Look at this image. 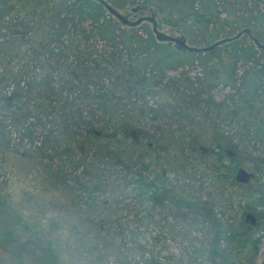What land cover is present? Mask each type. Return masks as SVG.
Instances as JSON below:
<instances>
[{"label": "trees", "instance_id": "trees-1", "mask_svg": "<svg viewBox=\"0 0 264 264\" xmlns=\"http://www.w3.org/2000/svg\"><path fill=\"white\" fill-rule=\"evenodd\" d=\"M105 1L118 9L122 8L117 0ZM140 1L147 4L152 0ZM157 1L176 10L181 20L192 17L209 23L219 17L216 12L219 4L226 3L235 11L240 5L245 8L248 0ZM129 2L133 4L135 0ZM196 2L198 8L194 9L193 4ZM256 8L255 3L241 11L239 16H245L246 19L234 22L225 37L232 36V31L240 27H249L251 35L254 34L251 14ZM170 21L167 20L165 24L174 26L175 23ZM139 26L128 29L120 26L100 5L90 0H0V31H7L0 39V65L4 67L0 81L5 76L6 80L14 84L7 96L0 94V100L6 104L4 108H12L9 126L17 133L19 142L26 140L32 145L28 156L32 154L37 159L35 167L41 165L42 160L52 159L46 150L54 153L59 148L60 154L64 156L62 162L73 164L71 175L64 174L59 168L51 173L50 167L44 168L43 172L49 180L53 179V185L60 187L61 199L71 196L70 200L76 201L71 202L74 216L80 217L78 213L87 211L85 216L79 218L81 226H85L82 224L85 221L91 228L96 227L101 235L92 240L87 239L86 247L90 253L100 255L110 235L107 228L113 227L112 223L117 220L111 219L113 211L105 219L93 220L90 210L93 207L105 208L104 203L102 206L93 201L83 207L78 204V196L74 195L85 191L91 193L107 185L109 177L100 175L102 170L116 172L119 169L124 176L128 175L138 190L130 197L137 205L142 204V196L148 192L151 205L146 213L153 212L157 207H173L175 212L181 208L185 215L191 217H203L201 213H208L205 202L198 204L183 199L180 207L177 193L167 189L158 192L155 185L159 180L151 176L147 178L148 173L152 174L156 162L146 150L152 153L159 151L151 148L157 142L154 133L162 127L159 123L165 120L168 113V125L174 123V132L179 133L182 122H185L190 134L188 132L183 137L182 150H188L189 154L196 153L200 159L212 158L213 162L209 165L212 179L214 177L237 188L253 186L249 185L252 180L254 183L260 181L255 192L261 210L255 211L250 206L244 208L234 216L233 220L239 218L235 226L229 220L222 221L223 215H220L221 221L215 220L214 225H211L212 243L207 245L210 256L241 252L249 246L253 257L259 239L264 236V65L258 64L264 49H255L249 41L246 43L247 37L242 35L228 44L233 47L228 56L232 61L226 58L223 65L221 57L215 54L219 49L198 54L175 52L169 48V44L155 41L149 30ZM258 39L264 41V38ZM96 42H103L104 48L96 50ZM187 60H194L206 69L202 79L195 78L193 83L184 79L179 85L172 79H164L165 70L182 67ZM237 66L242 69L240 76L236 74ZM35 69L37 73L33 74ZM224 69L225 78L233 83L239 82L238 87L243 93L237 102L233 96H227L228 103L214 104L210 92L221 83ZM236 75L239 78L236 79ZM20 79L24 81V88L18 85ZM154 88L164 95H159ZM43 114L52 117L48 121L50 125L54 124L51 125L52 130L44 128L40 119ZM140 117H148V121L152 122L147 126L150 132L138 128ZM248 118H256L252 123H245L251 124L252 128L244 126L242 129L246 135L252 129V152L239 151L237 146L232 145L236 150L225 157L222 148L227 143L231 144V141L229 137L218 133L219 125H229L234 119L246 122ZM154 123L157 126L152 130ZM10 134L9 129L0 124V149L4 151L3 155L12 154L13 160H16L19 158L18 152L17 148L10 145ZM240 136L243 137V134ZM147 138L152 143L147 142ZM36 140L39 141L34 145ZM200 143H206V148L197 150L196 146ZM250 154H255V158H249ZM147 157L149 162L143 163ZM225 159L227 163L223 165ZM247 163L251 164L252 174L256 178L247 184H238L234 180V173ZM78 168L81 171L75 173ZM11 171L10 165L8 172ZM211 176L208 177L210 181ZM35 180L45 182L41 176ZM44 197H39L42 220H33L30 219L32 208L27 204L19 209L13 208L10 204L11 194L0 189V264H67L70 261L59 253V247H53L58 244L53 240V231L46 230L50 220L46 218L49 207ZM226 200L222 197L223 202ZM223 202L220 206L225 208ZM212 206L217 207L218 204ZM244 211L259 214V222H256L255 227H259L260 234L249 244L248 238L240 233L244 224ZM55 234L59 236V232ZM115 235L111 236L114 243L119 241ZM72 236H68L71 237L69 244L72 250L81 252L80 238L77 239L74 234L72 239ZM132 244L139 247L134 242ZM144 264L159 263L148 255Z\"/></svg>", "mask_w": 264, "mask_h": 264}, {"label": "rangeland", "instance_id": "rangeland-1", "mask_svg": "<svg viewBox=\"0 0 264 264\" xmlns=\"http://www.w3.org/2000/svg\"><path fill=\"white\" fill-rule=\"evenodd\" d=\"M129 1L130 0H117V2L122 5V8L118 9L113 7L121 14L127 15L128 19L131 21L140 16H148V12L131 13V8L144 3L140 0H135V2L131 4ZM233 1L236 0H229V2ZM108 3L111 5L110 2ZM255 3L257 8L255 11H252L251 14V21L253 23H251V29L254 32L252 35L256 39H258V37L263 39L264 0H248L245 3V8L249 9ZM145 5L156 10L155 20L158 31L170 36L183 37L187 45L194 47H203L217 40L231 37L230 35L225 37L226 31L231 28L230 26L234 22L239 23L246 19L245 16H239L241 15V11L245 9L242 8L241 5L237 6V9L234 11V8L226 3L222 5L219 4L216 9V12L219 13V17L217 19H212L209 23L200 22L192 17L181 20L179 18L181 16L178 17L176 15V10L165 7L164 3L157 0H152L150 3H145ZM193 6L194 9H197V2L193 4ZM7 18L8 17H6L5 20ZM169 19L171 23L172 21L175 23L174 26L165 24ZM139 27H144L150 31V25L148 23H143ZM125 28L128 29L127 27ZM240 29L241 27L232 31V36ZM140 32L143 33V30H140ZM5 33H7L6 30L0 31V39ZM247 41L246 38V43ZM259 42L264 43V41ZM229 43L216 47V50H219L215 54L221 57L223 65H225L227 61L226 58H229V53L232 52L233 49L232 46L228 45ZM94 47L99 51L104 48V44L103 42H96ZM169 48L171 49L170 45ZM231 61L230 59V62ZM14 63L15 62H12L11 64ZM258 64L259 66H261V64L264 65V55L259 59ZM3 70V65H0V74L3 73ZM205 70L206 69L196 61L187 60L182 67H174L165 70L164 79H172L177 85L184 79L193 83L195 78L200 77L202 79ZM32 72L35 74L37 70L35 69ZM225 72L224 69L222 72L223 78L220 79L221 83L210 92V97L214 104L220 102L228 103L226 100L227 96H233V100L237 102L242 95L241 93H243V90H240L238 87L239 82L236 81L233 83L229 78H225ZM241 72L242 69L237 66L236 74L240 76ZM226 75H228V72ZM237 75L235 77L236 79L239 78ZM2 79L4 80L0 81V94L2 95L4 93L5 96H7L14 84L6 80L5 76ZM20 80L18 85L24 88V81H22V79ZM153 90L159 95H164L163 92H159L160 90L157 91L156 88ZM147 99L148 98H146V101H148ZM5 105V102L0 100V124L6 126V129H9L11 132L9 135L10 145L12 148H17L18 157L20 159L17 158L13 160L12 154H9V156L3 155L4 151L2 152L0 149V163L2 159H4L0 164V189L6 190L11 194L12 198L10 204L13 208L19 209L25 204L32 208L30 219L33 220H36V218L40 220L42 218L40 212L41 208H39L41 205L39 197L45 195L44 201L49 207L46 218L50 220L49 223L46 221V230L50 232L53 231V240L58 242V244H56V246L54 244L53 247H59V253L69 258L70 261L67 262V264H144L146 259H148V255L159 264H264V236L259 239L253 257L251 256L252 250L249 246L244 248L241 252H226L217 257L209 255L207 245L212 239L211 225H214L215 220L221 221L220 215H223L222 221L229 220L232 222V225L235 226L239 218L236 217V220H233V218H235L234 216L237 213H241L244 208L250 206L254 207L255 211L261 210V206H259L256 201L257 194L255 192L257 184H259L260 181L254 183V180H252L249 185L254 184L253 186L249 187L245 185L244 187L237 188L228 185L227 182L225 184L222 180H215L214 177L212 179L210 173L211 169L209 167L210 163L213 162L212 158L200 159L199 157L197 158L196 153L189 154L188 150H182L184 147L183 137L187 135L189 129L184 125L185 122H182V130H180L179 133L174 132L175 127L172 126L174 123H171L170 126L168 125V113L165 115V120L159 123L162 127L158 128V131L154 133L155 140L158 144L154 141L156 143L155 145L153 144L151 148H155V150L159 151L152 153L149 152L150 150H146L148 151L147 154L150 157L152 156V158L154 157L156 162V164L153 165L155 167H152V174L151 172L148 173L147 178L151 176L159 180L155 185L158 192H160L161 189H167V191L172 190L174 194L177 193L180 207L181 203L184 201L183 199L189 202L195 201L198 204L205 202L207 203L206 207L209 209L208 213L205 215L201 213L203 217H191L190 215H185L181 208L175 212L173 207H157L153 212L146 213L148 207L151 205V201H149V196L151 197V195L148 192H145V195L142 196V204L137 205V203L130 198L133 194L138 192L134 184L131 183L133 182L132 179L128 175L124 176L119 169L116 170V172L115 170H102L100 175L109 177L107 185L100 186L97 191L91 193L85 191L74 195V197L78 196V204L83 207H85L86 203L88 205L92 204L93 201H96L97 204L102 206L104 203L105 208L94 209L93 207L92 210H90V213H93V220L96 218L105 219L112 211L113 215H111V219L117 220V222L112 223L113 227L108 226L107 228L110 235L106 238L107 244L105 250L102 251L100 255L97 253H90L86 247L87 239L92 240L98 238L101 233L96 227L91 228V226H88L85 221H82L84 222L82 224L85 226H81L79 218L85 216L87 211L80 214L78 213L77 215H80V217L74 216L75 213H73V209L71 208V202L75 203L76 201H71V196L67 198L62 197L61 199L60 187L53 185V179L50 178L49 180L43 172L44 168L50 167L52 170L51 173H54V171L59 168L64 174L71 175L73 164L65 161L62 162L64 156L60 154L61 150L59 148L54 151V153L46 150V153L52 155V159L42 160L41 165L35 167L37 159H35L32 154L30 155L31 158L28 156L29 151L32 149V145L26 140L22 142L17 140V133L12 131V127L9 126L12 108L6 109L4 108ZM147 105H149V103H147ZM221 113H223V110H221ZM51 118V116L47 117L45 114L40 117L44 128L48 131L52 130L53 126L51 125H54L53 123L51 125L48 123ZM140 119L141 121H139L138 128H142L143 131H147V133L150 132V130H147V128H149L147 126L152 124V122L148 121V117H143V119L140 117ZM255 119L248 118L246 122L234 119L229 125H219L218 133L229 137L231 141V144L226 142L227 144L222 148L221 152L225 157L230 156L231 153L236 150V146L239 151H245L246 153L252 152L251 147L254 144L251 136L252 129L247 131V135L246 131L242 133V129L244 126L252 128L251 124L246 125L245 123H252ZM156 126L157 124L154 123L152 125V130L155 129ZM196 131L197 129L194 130L195 133ZM240 134H243V137L240 136ZM146 140L152 143V140H149V138ZM37 141L39 140H36L34 145H36ZM90 142L87 143L90 144ZM157 146L159 149H157ZM160 146L162 147L160 148ZM205 148L206 143H200L199 146H196L197 150ZM21 153L27 154L20 156L19 154ZM76 158L77 157L74 158V161ZM249 158H255V154H250ZM146 162H149V157L143 159V163ZM226 163L227 160L225 159L223 165H226ZM10 165L12 171L9 173L8 169ZM2 167L4 168L2 169ZM207 168L209 170H206ZM242 168L254 174L250 163L245 164ZM80 171V168H78L75 173ZM3 174L4 176H2ZM38 176L45 179V182L44 180H35ZM209 176H211V181L209 180L210 178H208ZM59 177L60 175L58 174V178ZM222 197L227 199L226 202L222 201ZM116 201L118 202L117 204ZM222 202L225 208L220 206ZM216 203L218 206L213 207L212 204ZM137 210L139 212H137ZM255 211L251 213L256 217V222H259V214ZM244 213H248V211H244ZM95 223L96 222H94V224ZM114 226L116 227L114 228ZM255 226L244 223L240 229V233L248 238V244L260 234L258 230L259 227L257 228ZM55 232H59V236H57ZM103 232H105V230H103ZM177 232H179V234H177ZM183 232L186 234H183ZM74 234L77 239L80 238L78 241L81 242V252H74L69 244V242H71V237L68 236H74ZM113 234H116L115 236L119 240L116 243H114L112 238ZM131 241L139 245L140 248L132 244ZM67 249L70 250L67 251ZM249 260L251 263H249ZM32 264L37 263L34 262Z\"/></svg>", "mask_w": 264, "mask_h": 264}, {"label": "water", "instance_id": "water-1", "mask_svg": "<svg viewBox=\"0 0 264 264\" xmlns=\"http://www.w3.org/2000/svg\"><path fill=\"white\" fill-rule=\"evenodd\" d=\"M100 5L103 10L112 17L120 26L127 28H136L143 23H148L150 25V32L155 41L160 43H167L171 46L172 50L179 53H207L213 50L214 48L229 43L233 40L238 39L242 35H245L250 44H252L255 49H264V43H260L255 37H253L248 28H242L237 31L233 36L226 37L215 42H212L203 47H194L186 44L183 37L170 36L164 34L157 29V23L155 20L156 10L151 8L148 5L142 4L131 8V13L137 14L138 12H148V16H140L135 20L131 21L128 19L127 15L121 14L116 10L112 5H110L105 0H90ZM253 178V174L246 171L243 168H238L234 174L235 182L239 184H246L250 179ZM243 222L249 223L250 226L256 225V217L252 213L243 214Z\"/></svg>", "mask_w": 264, "mask_h": 264}, {"label": "flooded vegetation", "instance_id": "flooded-vegetation-1", "mask_svg": "<svg viewBox=\"0 0 264 264\" xmlns=\"http://www.w3.org/2000/svg\"><path fill=\"white\" fill-rule=\"evenodd\" d=\"M250 173H251V172H250ZM234 174H235V173H234ZM253 178H254V176H253ZM253 178H252V179H253ZM252 179H250L248 182H250ZM248 182H247V183H248ZM236 183H237V182H236ZM247 183H246V184H247Z\"/></svg>", "mask_w": 264, "mask_h": 264}]
</instances>
